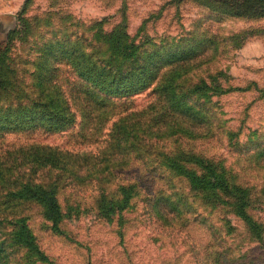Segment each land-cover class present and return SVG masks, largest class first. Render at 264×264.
Returning a JSON list of instances; mask_svg holds the SVG:
<instances>
[{"label":"rangeland","instance_id":"1","mask_svg":"<svg viewBox=\"0 0 264 264\" xmlns=\"http://www.w3.org/2000/svg\"><path fill=\"white\" fill-rule=\"evenodd\" d=\"M240 4L239 0H22L19 30L0 53L11 75L23 80L22 86L32 83V61L42 42L78 37L87 45L98 40V31L121 25L135 42L189 50L195 55L186 60L192 68L182 73L190 70L205 79L218 76L226 90L212 98L218 128L212 138L181 143L224 159L239 182L257 190L251 212L263 234L262 240L252 239L233 212L205 211L194 200L187 201V207L198 213H168L161 198L176 189L165 179V170H151L142 160H131L113 184L103 183L108 190L136 185L128 205L109 217L97 207L100 185L93 183L59 188L64 218L57 230L39 206L25 210L42 254L30 264H264V14L250 15ZM251 4L264 11V0ZM63 76L76 77L69 67ZM150 90L127 100L130 110L149 104ZM115 112L123 114L119 107ZM116 117L96 130L79 113L75 124L63 132L7 134L0 139V154L32 143L95 154L106 146ZM224 130L239 131V137L229 142ZM249 142L252 145L246 148ZM176 185L192 197L182 183ZM225 218L234 227L231 232Z\"/></svg>","mask_w":264,"mask_h":264},{"label":"trees","instance_id":"2","mask_svg":"<svg viewBox=\"0 0 264 264\" xmlns=\"http://www.w3.org/2000/svg\"><path fill=\"white\" fill-rule=\"evenodd\" d=\"M252 1L239 0L244 12L264 14ZM18 20L0 53L18 32ZM95 37L98 40L87 45L78 37L42 42L32 61L29 85L22 86L23 80L13 77L0 57V139L41 129L51 134L63 132L75 124L79 113L95 130L118 117L106 146L95 154L42 143L0 154V264H30L42 256L25 210L39 206L57 230L64 218L58 199L64 184L100 185L96 203L105 217L125 208L136 185L108 190L103 183L113 184L131 160H142L151 170H165V179L176 189L161 198L168 213H198L187 207V201H198L205 211L233 212L244 222L250 238L262 240V225L251 212L257 190L239 182L224 159L181 143L213 137L218 126L212 98L226 92L220 78H197L190 70L182 73L192 68V62L186 60L195 55H189V50L178 52V47L172 50L135 42L122 25L109 32L98 31ZM64 66L76 77L63 76ZM149 89L153 100L139 110H130L127 100ZM118 107L123 114L115 112ZM223 132L229 142L239 137V131ZM245 145L248 148L252 143ZM176 183H182L192 197ZM117 191L119 199L115 198ZM224 224L229 232L234 229L228 218Z\"/></svg>","mask_w":264,"mask_h":264},{"label":"crops","instance_id":"3","mask_svg":"<svg viewBox=\"0 0 264 264\" xmlns=\"http://www.w3.org/2000/svg\"><path fill=\"white\" fill-rule=\"evenodd\" d=\"M20 1L0 0V47L5 45L10 31L18 26Z\"/></svg>","mask_w":264,"mask_h":264}]
</instances>
